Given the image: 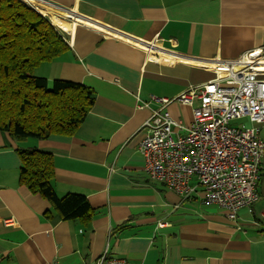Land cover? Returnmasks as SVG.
Here are the masks:
<instances>
[{
    "label": "crops",
    "instance_id": "1",
    "mask_svg": "<svg viewBox=\"0 0 264 264\" xmlns=\"http://www.w3.org/2000/svg\"><path fill=\"white\" fill-rule=\"evenodd\" d=\"M37 1L85 22L72 20L70 48L42 76L90 86L95 102L73 135L0 130V264H96L106 251L127 264H264V170L259 200L233 220L201 187L185 197L150 179L139 150L154 109L193 119L153 96L177 97L212 79L216 62L264 47V0ZM34 148L52 154L58 196H86L88 222L21 183L19 150Z\"/></svg>",
    "mask_w": 264,
    "mask_h": 264
},
{
    "label": "built area",
    "instance_id": "2",
    "mask_svg": "<svg viewBox=\"0 0 264 264\" xmlns=\"http://www.w3.org/2000/svg\"><path fill=\"white\" fill-rule=\"evenodd\" d=\"M212 70V79L189 87L177 97H152L162 105L176 100L191 107L193 119L186 126L168 111L154 109L143 125L139 150L150 179L185 197L201 187L206 201L219 205L228 218L236 220L241 208L252 210L260 198L258 185L264 170V47L232 61H218ZM144 106L149 103L140 105ZM243 118L251 125L231 124ZM96 264L127 261L109 257L106 251Z\"/></svg>",
    "mask_w": 264,
    "mask_h": 264
},
{
    "label": "trees",
    "instance_id": "3",
    "mask_svg": "<svg viewBox=\"0 0 264 264\" xmlns=\"http://www.w3.org/2000/svg\"><path fill=\"white\" fill-rule=\"evenodd\" d=\"M49 18L20 0H0V130L16 139L73 135L95 102L92 87L35 74L69 49ZM20 181L50 199L64 219L88 222L93 214L83 194L56 193L51 153L21 149Z\"/></svg>",
    "mask_w": 264,
    "mask_h": 264
},
{
    "label": "bare ground",
    "instance_id": "4",
    "mask_svg": "<svg viewBox=\"0 0 264 264\" xmlns=\"http://www.w3.org/2000/svg\"><path fill=\"white\" fill-rule=\"evenodd\" d=\"M34 6L36 9H38L41 13L49 16V19L51 22L55 25H57L60 29H62L64 32H70L74 28V24L76 22H84L83 20L79 19V17L75 16L73 17L71 13L68 12H58L54 10L51 7H47L43 5V3L38 2L37 0H28ZM26 4V2H24ZM28 5V4H26ZM73 17V18H71ZM78 18V19H76ZM72 20L75 22L73 23ZM85 23V22H84ZM92 26V24H89ZM146 48V47H145ZM152 56H154V52L151 51Z\"/></svg>",
    "mask_w": 264,
    "mask_h": 264
},
{
    "label": "rangeland",
    "instance_id": "5",
    "mask_svg": "<svg viewBox=\"0 0 264 264\" xmlns=\"http://www.w3.org/2000/svg\"><path fill=\"white\" fill-rule=\"evenodd\" d=\"M21 2H23L24 3V0H20ZM45 5V4H44ZM47 6H50L51 7V5H49V4H46ZM28 7H31L32 9H35L36 11H38L39 12V10L38 9H36L34 6H32V4H30V5H27ZM54 10H56V11H58V12H64V11H61V10H59V9H54ZM66 12H68V11H66ZM39 13H41V12H39ZM42 14V13H41ZM42 15H44V16H46L47 18H49L47 15H45V14H42ZM50 20V19H49ZM51 21V20H50ZM52 23V22H51ZM53 24V23H52ZM57 29H58V31H60L61 32V34H64L65 32L62 30V29H60L57 25H55V24H53ZM45 73V71H44V69L43 68H38V69H36V71H35V74L36 75H38V76H42V74H44ZM53 82V80L52 81H50V84ZM231 124L232 125H239V126H243V125H246V126H250L251 124H250V122H249V120L246 118H243V119H235V120H232V122H231Z\"/></svg>",
    "mask_w": 264,
    "mask_h": 264
}]
</instances>
